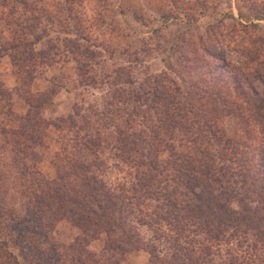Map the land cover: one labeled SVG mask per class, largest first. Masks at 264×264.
<instances>
[{
	"label": "rangeland",
	"instance_id": "rangeland-1",
	"mask_svg": "<svg viewBox=\"0 0 264 264\" xmlns=\"http://www.w3.org/2000/svg\"><path fill=\"white\" fill-rule=\"evenodd\" d=\"M28 1L23 6L16 0H0V201L4 210H12L13 214L3 231L9 235L15 231L14 243L22 250L19 255L23 254L25 261L23 258L19 261L24 264H72L69 249L62 246L74 244L81 231L60 218L55 220L48 236L18 228V220L30 219L32 206L31 195L24 197L22 191L26 187L31 189L38 177L58 188L62 183L73 182L77 178L74 169L80 163L71 156L85 148L82 145L85 135L95 139L97 129H101L103 144L99 159L90 151V156L83 159L91 164L94 161L96 167L98 161L97 173L102 182L117 193L122 191L125 198L130 199L128 195H131L133 200L134 193L130 190L133 185L129 182L137 170L144 171L137 162L155 151L165 160L170 145L178 147L195 137L186 134L181 125L161 122L165 115L161 107L155 109L157 96L161 97L155 88L163 92L165 88L178 87L181 95H186V101L182 99V102L196 105L197 89L208 87V82L212 83L209 86L218 85L210 72L227 71V63L216 55L221 53L229 68H244L245 62L252 65L241 56L240 45L246 46L242 44L244 35L233 27L228 15H234L243 24H256L251 31L264 38V19H256L252 11L256 1L260 7L255 8L264 14V0H74L70 4L67 0ZM68 7L73 9V18L67 17ZM14 11L30 18L32 26L37 22L32 20L33 16H41L36 33L27 37L34 45L25 48V57L33 52V56H42L43 61L56 62L52 66L37 64L35 75L33 72L34 76L26 83L17 74L8 51L15 38L7 28ZM30 68L32 64L27 69ZM84 70L89 71L86 76ZM162 82L163 86L159 87ZM140 86L148 92H140ZM119 88L121 95H116ZM25 90L33 95L51 92L45 97L47 103L39 118L33 115L25 119L29 112L23 99ZM151 91L153 95H148ZM201 94L199 98L203 97ZM217 113L221 115L215 118L217 129L211 132L205 127L204 131L196 132L208 137L244 135L243 120L237 113ZM5 131L19 133L15 138ZM23 131L30 135L29 139L21 136ZM121 140L127 141L131 154L124 156ZM221 143L219 140L212 144L220 150L224 146L218 145ZM23 158L28 171L26 177L20 176ZM151 161L154 158L148 163ZM158 179L164 182L163 175ZM254 193L248 191L250 202L259 199ZM139 202L143 213L132 215V219L136 216L134 223L139 225L142 244L147 246L152 241L158 253L165 254L169 245L139 222L143 218L149 221L145 213H152L153 209L145 205V200ZM233 207L241 210L237 201ZM104 247L103 240L92 241L87 246L99 257L98 264H152L151 255L144 248L116 254L105 251ZM253 264H264V253Z\"/></svg>",
	"mask_w": 264,
	"mask_h": 264
},
{
	"label": "trees",
	"instance_id": "trees-1",
	"mask_svg": "<svg viewBox=\"0 0 264 264\" xmlns=\"http://www.w3.org/2000/svg\"><path fill=\"white\" fill-rule=\"evenodd\" d=\"M73 1L67 0V4ZM16 2L27 6L29 1ZM255 3L256 1L253 3L255 7H260ZM255 7L252 10L253 16L258 20L264 19V14ZM67 9V17L73 18V9ZM228 16L234 22L233 27L244 35L241 37L242 44L244 42L246 46L240 45V53L252 65L245 62L244 68H229L222 54L216 55L217 59L227 63V71L224 69L218 74L210 72L211 78L216 80L214 83L218 85L209 86L212 83L208 82V87L197 89L196 105L183 103L182 99L186 101V95H181L178 87L165 88L163 92H159L158 87L155 88L161 94V97L157 96L155 109L161 107L165 115L161 122L181 125L186 134L195 137L188 138L184 145L180 144L178 147L170 145L165 160L156 151L148 158L138 159L137 164L144 171L137 170L133 181L129 182L133 185L130 188L134 193L133 200L131 195H128L130 199L125 198L127 196L121 195L122 191L117 193L106 182H102L97 173L100 168L97 160L96 167L94 161L91 164L83 159L90 156L89 151L91 154L96 153V158L99 159L98 152L103 143L101 129H97L96 138L91 139V136L85 135L82 139L85 148L77 150L71 156L80 163L74 169L77 178L73 182L62 183L58 188L35 176L38 177L35 178L37 182L34 180L31 189L26 187L22 191L24 197L25 194L32 196L28 197V204L32 206L29 207L30 219L24 217L25 220H18V228L48 236L55 220L60 218L72 224L82 233L74 244L62 246L63 249H69L72 264H87L90 260L98 264L99 257L87 249L89 243L96 240H103L104 250L116 254L144 248L151 255L152 264H253V260H259V255L264 253V38L257 37L251 31L256 24H243L234 15ZM13 17L8 21L7 28L15 38L11 51H8L17 74L26 83L35 75L37 64L48 63L52 66L56 62L53 59L43 61L42 56H33V52L25 57V48L34 45L27 37L36 33L38 24H41V16H33L32 20L38 23L33 26L30 18L22 17L16 11ZM78 37L79 32L76 31V38ZM86 57H89L88 53ZM30 64L33 68L27 69ZM87 73L89 71L84 70L85 76ZM88 78L93 79L91 76ZM162 86L163 82L159 84V87ZM120 88L115 92L116 95H121ZM139 90L144 94L148 92L143 86ZM49 93L51 92L33 95L24 91L23 99L29 106L25 119L28 120L33 115L39 118L47 103L45 97ZM200 94L203 97L199 98ZM148 95H153V92ZM211 98L214 99L213 102ZM200 101L205 103L201 104ZM209 111L214 115H208ZM218 111L226 115L237 113L243 120L244 135L225 138L221 135L208 137L201 132L197 133L196 130H203L205 127L211 132L217 129L215 120L221 117L219 113L216 114ZM5 132L15 138L19 133ZM121 135L123 139L126 138L124 133ZM21 136L30 138L24 131ZM219 140L222 143L218 145L224 146L216 150L212 143ZM121 142L124 145V156L131 154V148L128 149L129 145L125 144L127 141ZM152 158L154 161L148 163ZM21 164L20 176L26 177L28 171L24 167V158ZM162 175L164 182L158 179ZM34 187L37 189H32ZM248 191L255 192L259 199L250 202ZM141 199L147 202L145 205L152 208L153 212L145 213L148 214L147 219L150 217L149 221L143 218L139 222H143V226L149 227L158 239L169 245L165 254L158 253L157 246L152 241H148L147 246L142 244L140 231L137 229L139 225L134 223L136 216L132 219V215H139L140 211L143 213L139 210ZM234 201L238 202L241 210L233 207ZM12 215V210H4L0 201V264H24L25 261L23 254L19 255L22 250L14 243L15 231L11 232V236L3 231ZM21 258L23 261H19Z\"/></svg>",
	"mask_w": 264,
	"mask_h": 264
}]
</instances>
